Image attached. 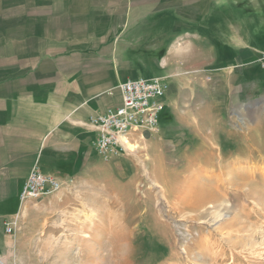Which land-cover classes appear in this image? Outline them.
I'll list each match as a JSON object with an SVG mask.
<instances>
[{"label": "crops", "instance_id": "0c3cea01", "mask_svg": "<svg viewBox=\"0 0 264 264\" xmlns=\"http://www.w3.org/2000/svg\"><path fill=\"white\" fill-rule=\"evenodd\" d=\"M11 10L0 16V257L32 171L62 189L102 161L88 122L120 106V84L167 79L173 121L185 104L174 89L194 79L184 71L210 78L198 94L188 86L190 114L264 102V0H11Z\"/></svg>", "mask_w": 264, "mask_h": 264}, {"label": "rangeland", "instance_id": "374dc122", "mask_svg": "<svg viewBox=\"0 0 264 264\" xmlns=\"http://www.w3.org/2000/svg\"><path fill=\"white\" fill-rule=\"evenodd\" d=\"M184 73L195 81L175 87V121L131 132L124 154L23 203L0 264H264V102L190 114L188 86L198 94L209 76Z\"/></svg>", "mask_w": 264, "mask_h": 264}, {"label": "built area", "instance_id": "2783aa9c", "mask_svg": "<svg viewBox=\"0 0 264 264\" xmlns=\"http://www.w3.org/2000/svg\"><path fill=\"white\" fill-rule=\"evenodd\" d=\"M264 61V54L261 60ZM206 81H210L207 77ZM121 93V104L118 108L107 109L89 120L91 128L97 133L95 148L103 162L124 154L128 148L131 132L157 133L165 112V99L169 84L165 79L137 78L128 80L118 86ZM61 188L59 181L49 174L38 170L32 171L19 195V202L40 200L56 193ZM18 214L5 220L7 235H13L18 229Z\"/></svg>", "mask_w": 264, "mask_h": 264}, {"label": "bare ground", "instance_id": "6f19581e", "mask_svg": "<svg viewBox=\"0 0 264 264\" xmlns=\"http://www.w3.org/2000/svg\"><path fill=\"white\" fill-rule=\"evenodd\" d=\"M124 142H125V146H130L129 143H128V141H124ZM112 160H113V159H112ZM110 161H111V160H110ZM60 189H61V188H60ZM60 189H59V190H60ZM59 190H58V191H59ZM58 191H57V192H58ZM24 203H25V202H24ZM21 205H22V204H21ZM90 216H92V217L95 216V213L91 214ZM87 219H88V218H87ZM89 220H91V219H89ZM102 235H103V234H102ZM102 235L98 236V239L101 238Z\"/></svg>", "mask_w": 264, "mask_h": 264}]
</instances>
